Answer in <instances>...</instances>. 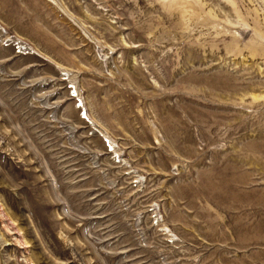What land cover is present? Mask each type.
<instances>
[{"label":"rangeland","instance_id":"374dc122","mask_svg":"<svg viewBox=\"0 0 264 264\" xmlns=\"http://www.w3.org/2000/svg\"><path fill=\"white\" fill-rule=\"evenodd\" d=\"M2 28L0 264H264V0H0Z\"/></svg>","mask_w":264,"mask_h":264},{"label":"built area","instance_id":"2783aa9c","mask_svg":"<svg viewBox=\"0 0 264 264\" xmlns=\"http://www.w3.org/2000/svg\"><path fill=\"white\" fill-rule=\"evenodd\" d=\"M3 32H5V29L2 28V29L0 30V38H1V36H3ZM7 38H11V37H7ZM15 43H16V47H17L18 49H19V48H23V49H24V48H26V46H27V45H26L27 43H24V42H23V44H22L20 41H16ZM25 45H26V46H25ZM27 47H28V46H27ZM30 48H31V47H29V49H30Z\"/></svg>","mask_w":264,"mask_h":264}]
</instances>
